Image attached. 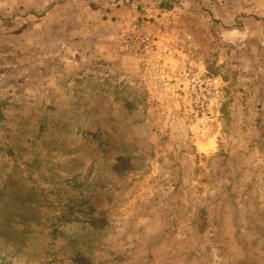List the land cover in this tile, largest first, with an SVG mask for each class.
<instances>
[{
    "label": "rangeland",
    "instance_id": "374dc122",
    "mask_svg": "<svg viewBox=\"0 0 264 264\" xmlns=\"http://www.w3.org/2000/svg\"><path fill=\"white\" fill-rule=\"evenodd\" d=\"M0 264H264V1L0 0Z\"/></svg>",
    "mask_w": 264,
    "mask_h": 264
},
{
    "label": "built area",
    "instance_id": "2783aa9c",
    "mask_svg": "<svg viewBox=\"0 0 264 264\" xmlns=\"http://www.w3.org/2000/svg\"><path fill=\"white\" fill-rule=\"evenodd\" d=\"M135 44V45H134ZM153 40L150 35H144L141 37L140 41H136L133 43L132 40L127 41V46L130 47L131 49L135 48V50L140 49L141 51L145 53H149L152 46H153Z\"/></svg>",
    "mask_w": 264,
    "mask_h": 264
},
{
    "label": "crops",
    "instance_id": "0c3cea01",
    "mask_svg": "<svg viewBox=\"0 0 264 264\" xmlns=\"http://www.w3.org/2000/svg\"><path fill=\"white\" fill-rule=\"evenodd\" d=\"M264 1V0H263ZM260 4H262V3H260ZM92 9H95L93 6L91 7ZM252 9H254V8H252ZM100 12H102V11H100ZM117 11L116 10H112V12L110 13V15L112 16V18L117 14L116 13ZM247 12H250V11H247ZM82 14L83 15H87V16H93V15H99V12H97V11H92V10H84L83 12H82Z\"/></svg>",
    "mask_w": 264,
    "mask_h": 264
}]
</instances>
